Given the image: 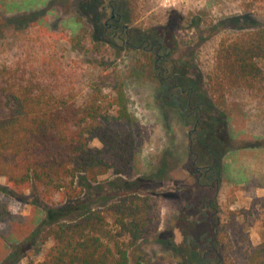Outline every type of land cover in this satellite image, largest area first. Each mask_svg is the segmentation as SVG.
I'll use <instances>...</instances> for the list:
<instances>
[{"label":"rangeland","instance_id":"1","mask_svg":"<svg viewBox=\"0 0 264 264\" xmlns=\"http://www.w3.org/2000/svg\"><path fill=\"white\" fill-rule=\"evenodd\" d=\"M209 1L185 0L170 7L161 0L140 1L130 13L127 10V17L134 20H125L124 14L119 25L162 43L161 54L168 59L164 66L192 89L191 100L201 107L200 123L192 131L195 120L185 108L187 94L179 97L183 111L166 95L157 74L146 78L133 73L134 58L142 52L132 47L138 43L123 46L102 39L110 16L108 9H101L107 0H0V62L9 64L33 48L35 54L53 55L65 66L80 97L92 91L114 97L120 85L123 103L139 131L134 172L102 177L97 184L79 176L76 186L82 194L71 204L59 205L60 197L54 195L52 205L43 200L41 189L12 192L0 179V190L19 204L15 213L33 212L39 220L31 235L5 240L0 264L40 262L51 247V241H43V233L60 209L74 217L72 209L85 211L126 193L153 196L160 211L156 234L129 251L132 263L163 257L167 264H201V246L212 236L211 220L214 227L217 219L226 227L227 238L219 250L236 264L242 262L247 247L262 241L264 98L233 89L218 105L206 91L200 62L210 59L218 44L234 33L264 27V4L216 0L210 6ZM40 25L59 39L49 41ZM81 25L88 27L85 38L80 43L70 40ZM92 146L100 144L94 140ZM206 163L216 171L211 179L195 173ZM209 203L212 209L205 214Z\"/></svg>","mask_w":264,"mask_h":264},{"label":"trees","instance_id":"2","mask_svg":"<svg viewBox=\"0 0 264 264\" xmlns=\"http://www.w3.org/2000/svg\"><path fill=\"white\" fill-rule=\"evenodd\" d=\"M115 1L120 2L121 16L126 14L125 20L131 22L134 18L127 17V10L130 13L144 0ZM215 1L210 0V6ZM39 30L49 41L59 39L45 25ZM87 33L88 27L81 25L71 39L62 37L80 43ZM138 39L161 43L147 35ZM153 47L136 55L133 73L156 75L158 44ZM200 65L206 91L218 105L233 89L264 98V27L234 33ZM68 76L53 55L35 54L33 48L9 64L0 62V179L15 193L43 190V200L52 205L54 195L60 197L59 205L80 197L79 176L97 184L102 177L131 175L138 154V125L123 103L122 87L116 88L114 97L95 91L80 97ZM94 140L99 148L92 146ZM204 167L210 169L209 179L215 176L214 168L207 163ZM155 200L149 194L126 193L85 211L72 209L74 217L60 209L43 233L51 247L36 264H167L163 257L129 260V251L157 232L160 211ZM18 205L0 190V259L5 240L31 235L39 222L33 212L16 214ZM217 220L213 246L219 263L236 264L221 255L219 246L225 243L227 230ZM240 264H264V235L258 245L247 247Z\"/></svg>","mask_w":264,"mask_h":264},{"label":"flooded vegetation","instance_id":"3","mask_svg":"<svg viewBox=\"0 0 264 264\" xmlns=\"http://www.w3.org/2000/svg\"><path fill=\"white\" fill-rule=\"evenodd\" d=\"M120 2L117 3L115 0H111L108 3L106 2V5L102 6V11H106L107 9L110 12V16L109 19H106L107 21L105 22V34L102 36V39L105 41H109L112 42L113 44L116 42H120L123 46H131L130 42H136L139 43L138 46H132L133 48L135 47V49L137 50H145V51H153L154 47L158 44V48H157V62H156V74L157 77L159 78V80L161 82H164V87H166V95L168 97H170V100H172V102L176 103L177 102V106L179 108H181V99L179 98L182 95L187 94V100H186V106L185 108L187 110H189L188 112L190 113L189 115L191 117L194 118V128L192 131H195L196 127L199 125L200 123V118H201V109L198 106H193L194 105V101H192V97L194 95V93L192 92L191 88H185L184 85L180 82L181 78L180 76H174L172 73H169V70L166 68L168 59H167V54L162 55L161 52V48H162V44L161 43H154L151 42L150 40L147 39H138V36L140 34H132V32L129 30L127 25H123L121 26V28L119 29V25L120 22H122L123 20V16H121V11L122 8L121 6H119ZM118 5V7H117ZM108 32V34L106 33ZM143 35V34H141ZM163 74H165V76H163ZM183 111L184 109L181 108ZM195 113V114H194ZM191 143L192 139H191ZM193 145V144H192ZM190 153H192V146L190 147ZM195 155V154H194ZM196 159V155L194 156ZM193 165H196V162H193ZM210 169L209 168H196L195 169V173L198 174V176L200 177H206L209 178L208 174H209ZM199 181V180H198ZM208 186V185H205ZM210 209H212L211 204L209 203L206 208L205 214H207L208 211H210ZM214 210V209H213ZM216 210L211 212V218H213V216L215 215ZM213 215V216H212ZM212 224H213V228L214 229V222L211 220ZM205 244L202 245L201 247L203 248L202 252H201V256H202V263L204 264H220L219 262H221V257L218 254V251L216 249V247H214V233L212 230V236L210 238H206L205 240Z\"/></svg>","mask_w":264,"mask_h":264},{"label":"built area","instance_id":"4","mask_svg":"<svg viewBox=\"0 0 264 264\" xmlns=\"http://www.w3.org/2000/svg\"><path fill=\"white\" fill-rule=\"evenodd\" d=\"M185 0H161V4L163 6H174L176 4H179V3H183Z\"/></svg>","mask_w":264,"mask_h":264}]
</instances>
